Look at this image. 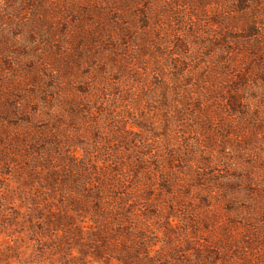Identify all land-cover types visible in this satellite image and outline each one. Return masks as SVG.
I'll list each match as a JSON object with an SVG mask.
<instances>
[{
	"label": "rangeland",
	"instance_id": "rangeland-1",
	"mask_svg": "<svg viewBox=\"0 0 264 264\" xmlns=\"http://www.w3.org/2000/svg\"><path fill=\"white\" fill-rule=\"evenodd\" d=\"M0 264H264V0H0Z\"/></svg>",
	"mask_w": 264,
	"mask_h": 264
},
{
	"label": "trees",
	"instance_id": "trees-1",
	"mask_svg": "<svg viewBox=\"0 0 264 264\" xmlns=\"http://www.w3.org/2000/svg\"><path fill=\"white\" fill-rule=\"evenodd\" d=\"M123 177H125L123 171L119 170L116 177L118 185H123L121 182L124 180ZM120 178L122 179L120 180ZM129 197L131 198L130 192H122V189H116V191L112 189L109 192V189L96 188L93 193H89L86 196L89 206L85 208L90 209L92 214L89 220L94 228L92 229L90 226L89 228L92 229L90 232L93 233L94 229L101 232L121 229L123 226L119 222L120 219L126 218L127 220L134 215L133 203H131V199H128Z\"/></svg>",
	"mask_w": 264,
	"mask_h": 264
}]
</instances>
